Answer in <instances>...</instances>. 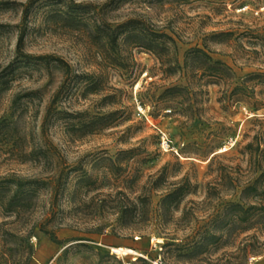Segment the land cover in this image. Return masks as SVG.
<instances>
[{
    "label": "rangeland",
    "instance_id": "obj_1",
    "mask_svg": "<svg viewBox=\"0 0 264 264\" xmlns=\"http://www.w3.org/2000/svg\"><path fill=\"white\" fill-rule=\"evenodd\" d=\"M30 1L0 0V183L38 182L19 214L0 208V264L132 257L116 249L143 256L131 264H264V86L244 83L264 74V0H35L23 21ZM131 19L171 37L172 65L196 47L231 83L202 87L145 50L88 37ZM21 34L24 54L70 73L17 57ZM242 83L249 94L230 97ZM171 87L190 90L163 103Z\"/></svg>",
    "mask_w": 264,
    "mask_h": 264
},
{
    "label": "trees",
    "instance_id": "obj_2",
    "mask_svg": "<svg viewBox=\"0 0 264 264\" xmlns=\"http://www.w3.org/2000/svg\"><path fill=\"white\" fill-rule=\"evenodd\" d=\"M176 2L186 3L189 0H173ZM35 3V0H31L28 6L25 8L23 13V21L26 20L29 9ZM77 9L84 8L81 4L75 6ZM70 22V21H69ZM70 24H73L71 21ZM79 24H83L79 22ZM103 26V27H102ZM95 32L88 33L89 39L98 46L105 43L107 46H110L112 49L117 47L119 41L122 42L123 46H132L133 48H139L145 50L146 52L152 54L157 60H159L164 66V72L166 75H174L177 70L183 72L184 76H187V79L190 75L193 76L194 80L199 81L202 87H208L209 85H229L232 80V73L230 69L225 66L222 62L218 60H213L207 53L199 48H191L185 51L183 56V66L180 67L177 63H170L169 53H170V44L175 48L174 41L166 34L159 33L152 26L147 25L141 20L131 19L119 25L110 26V25H100L95 26ZM102 33L101 37L95 38V33ZM215 36H221L215 35ZM23 34L20 35L16 45L17 57L23 59H33L38 62L48 61L55 62L59 65L65 66L67 68V73H70L68 65H66L61 59L48 57V56H39L32 58L29 55H26L22 52L23 47ZM168 62H167V61ZM1 77V75H0ZM257 80L258 84L264 86V74L262 75H251L249 76L244 83ZM1 82V81H0ZM244 83L233 87L230 93V97L237 95L238 97L245 96L249 94L244 86ZM0 86H5L4 89H7L8 82L0 83ZM188 87H171L166 89L162 94V102L170 103L176 96L186 94L189 92ZM201 89H198V93H201ZM250 94H254L253 89ZM257 110V109H255ZM113 115H107L95 119L92 123L88 125V131L86 134H90L96 130L103 129L108 124L111 123L109 120ZM108 120V121H107ZM104 122V123H103ZM99 124V129H93L92 125ZM86 126V125H85ZM83 127V126H82ZM79 128V129H82ZM79 129H73L75 131ZM264 175V174H263ZM38 182L35 181H23L17 179H9L5 183H0V208L8 214H19L23 209V202L27 201L29 198L34 196V186ZM46 185L45 183H41ZM12 188H14L13 191ZM181 196V190H174L172 193H169L161 201V210L162 213L165 212L167 204L172 200H175ZM43 234L48 237V239L54 243L59 244L56 237L53 233L47 231L46 229H41Z\"/></svg>",
    "mask_w": 264,
    "mask_h": 264
},
{
    "label": "built area",
    "instance_id": "obj_3",
    "mask_svg": "<svg viewBox=\"0 0 264 264\" xmlns=\"http://www.w3.org/2000/svg\"><path fill=\"white\" fill-rule=\"evenodd\" d=\"M163 143H164V139H162ZM120 250V253H116V251H113L114 254L120 255V256H128V254L132 257L129 258V260H127L124 264H131V262H135L138 258H143V256L139 253H137L136 251H132V250H125V251H129V253H123L121 250L123 249H118ZM152 264H160L158 261L153 262Z\"/></svg>",
    "mask_w": 264,
    "mask_h": 264
},
{
    "label": "bare ground",
    "instance_id": "obj_4",
    "mask_svg": "<svg viewBox=\"0 0 264 264\" xmlns=\"http://www.w3.org/2000/svg\"><path fill=\"white\" fill-rule=\"evenodd\" d=\"M225 151V150H224ZM222 152V151H220ZM159 242V241H158ZM113 251H116V253H120V250L116 249V250H113ZM123 253H129V251H125V250H121Z\"/></svg>",
    "mask_w": 264,
    "mask_h": 264
}]
</instances>
